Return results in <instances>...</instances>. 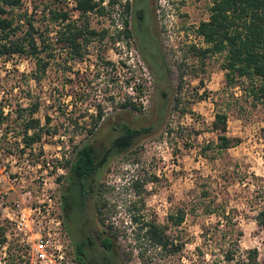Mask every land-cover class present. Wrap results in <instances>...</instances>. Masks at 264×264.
Instances as JSON below:
<instances>
[{"label":"rangeland","instance_id":"1","mask_svg":"<svg viewBox=\"0 0 264 264\" xmlns=\"http://www.w3.org/2000/svg\"><path fill=\"white\" fill-rule=\"evenodd\" d=\"M213 1L147 0L152 29L132 39L129 46L124 40L113 38L126 17L132 20L131 28L134 27L135 9L132 17L121 5L106 6L104 15L93 11L86 19L98 31L104 29L105 37L94 39L82 60L74 59L54 44L53 56L39 80L32 76L36 69L33 58L0 56V102L13 110L10 119L15 118L16 108L28 107L37 101L39 108L33 116L43 124L48 116V126L59 129L54 137L43 138L42 156L37 153L38 146L32 153L27 150L19 156L21 147H16L18 139L13 137L20 130L18 124L6 135L4 141L11 144L12 154L6 149L3 153L0 150V216L3 219L13 217L17 205L27 206L36 200L43 177L55 198H60L65 180L62 164L71 154L70 140L83 137L85 129L81 127H90L99 109L103 113V125L95 136L96 148L108 144L114 137L113 124L142 127L153 122L154 113H147L152 112L154 78L137 49L142 46L147 49L150 38L159 47V62L170 86L169 114L161 129L112 157L101 174L99 180L105 185L102 198L107 208L115 209L110 213V221L119 224L128 220L129 201H136L148 218L160 223L166 222L170 211L183 206L186 210L183 223L168 231L174 238L183 239L185 246L179 254L165 257L160 264H238L239 256L254 247L259 251V264H264V228L254 219L258 209L264 206V101L252 93L258 80L242 77L236 85L228 87L221 69V54L211 55L201 64L190 50L192 46H205L197 27L209 18ZM46 3L68 10L73 19L78 17L75 0H24L13 11L21 15L18 17L21 27L13 37L23 36L28 27L26 18H32L34 26L44 33L49 31L45 33L46 38L54 41L58 24L43 14ZM138 84L144 85L145 90L136 98L132 89ZM128 96L142 103V112L120 107ZM217 110L227 114V135L239 139L237 145L220 152L214 144L209 146L216 140L210 126ZM21 114L28 115L26 111ZM213 199L224 203L227 211L237 210L235 220L242 235L239 254L231 261L223 256L224 243L204 244L203 228L212 227L217 217L205 213L202 202L207 204ZM85 213L90 221L89 230L102 228L95 217L93 200L87 201ZM8 224L11 232L12 225ZM129 238L122 239V249L134 246ZM15 243L9 235L0 248V264L12 260L10 252L15 251L16 256ZM72 247L69 239L66 260L77 264ZM94 252L99 256V247L95 246ZM11 264L34 263L26 252H18L15 263ZM124 264L143 263L134 250Z\"/></svg>","mask_w":264,"mask_h":264},{"label":"trees","instance_id":"2","mask_svg":"<svg viewBox=\"0 0 264 264\" xmlns=\"http://www.w3.org/2000/svg\"><path fill=\"white\" fill-rule=\"evenodd\" d=\"M75 0L74 9L78 17L73 19L68 10L62 7L56 8L51 4H45L44 15L50 22L58 24L55 30L54 41L46 38L49 31L42 32L35 27L32 18H26L28 27L24 35L15 38L16 32L20 29L21 15L13 11L23 5L24 0H0V56L10 58L13 55H25L35 60L36 69L32 76L39 80L46 72L50 58L53 56L51 50L54 44L69 53L71 57L82 60L88 45L94 40L102 39L106 35L104 29L97 30L90 26L86 17L89 13L97 11L99 14H106V6L115 7L121 5L123 11L132 17V10L135 9V18L144 19L145 9L148 7L147 0ZM17 17V18H16ZM132 21V20H131ZM131 21L127 17L123 25L116 30L115 41L124 40L129 46L131 40L142 36L141 31L136 27L131 28ZM48 30V28H46ZM197 33L203 38L205 46L191 47L192 54L204 64V60L214 54L223 56L221 69L224 71L226 86L236 85L238 78L257 79L258 84L252 90L254 97L264 101V0H214L210 7V14L207 20H203L197 27ZM149 37V36H148ZM53 40V39H52ZM147 49L138 47L143 60L147 63L154 78V94L152 101L153 122L147 126L131 127L126 124L112 125L115 131L114 137L103 144L101 148L95 146V136L98 128L103 125V113L99 109L91 126L85 129V134L80 140H70L72 146L71 154L63 160L65 174L63 176L64 189L61 191L62 217L65 230L70 242H72L73 258L77 264H124L130 259L134 250L137 257L143 264H160L165 257L179 254L185 246L181 238H174L169 233V228L180 226L186 215L183 206L176 207L167 214L166 222L160 223L156 219L148 218L141 210L136 201H129L126 206L128 220H122L119 224L110 221V213L114 207L107 208L102 192L105 185L99 178L104 172L109 160L117 154L127 151L142 137L152 135L161 129L166 117L169 114V102L171 101L170 86L164 67L159 62V47L149 38ZM149 49V50H148ZM150 52L148 55L147 52ZM45 52V55L42 53ZM147 54V55H146ZM155 61H154V60ZM154 61V62H153ZM109 63V62H106ZM183 72L181 73V77ZM144 85L138 84L133 87L135 97L143 93ZM128 96L120 103L123 109L130 108L133 112H142V103L133 100ZM39 102H31L28 107L16 108L17 114L10 119L13 112L0 102V150L6 149L12 154L8 141H4L9 131L17 125L20 127L18 133L13 136L18 139L16 147L19 148V156L29 150L32 153L39 147L38 155H43V138L54 137L59 133L58 127L50 128L48 116L46 122L41 123L40 118L34 117L38 111ZM26 111L27 116L21 114ZM20 122V123H19ZM76 122V121H75ZM78 123V122H76ZM216 134L214 144L217 151L227 150L237 145L239 139L227 135V114L217 110L210 126ZM167 131V130H166ZM168 131L170 129L168 128ZM62 141V140H60ZM7 144V145H6ZM64 157V156H63ZM37 163V160L33 162ZM43 164L46 162L43 160ZM54 165V164H53ZM56 165H54L55 167ZM58 179H61L58 177ZM207 192L204 191L205 195ZM93 200L95 217L97 223L102 227L93 231L88 229L89 219L85 209L87 201ZM203 211L208 215L214 214L217 221L213 226H205L203 229L204 244L210 241L224 243L222 250L225 260H234L239 254V239L242 230L237 228L235 208L226 210V205L216 199L203 202ZM111 211V212H110ZM257 224L264 228V206L260 207L255 215ZM9 221L0 216V248L8 240ZM209 235V236H208ZM133 242V247L122 249V239ZM218 236V238L213 239ZM16 240V239H15ZM15 251L10 252L12 260L4 264L15 263L17 253L22 254L23 247L16 241ZM95 246L99 247V256L94 252ZM122 249V250H121ZM203 254L200 247L196 248ZM259 251L257 248H250L244 251L237 259L238 264H259ZM125 257V258H124ZM213 264V263H212Z\"/></svg>","mask_w":264,"mask_h":264},{"label":"built area","instance_id":"3","mask_svg":"<svg viewBox=\"0 0 264 264\" xmlns=\"http://www.w3.org/2000/svg\"><path fill=\"white\" fill-rule=\"evenodd\" d=\"M46 185V178H41L36 200L27 206L17 205L13 217L8 216L12 225L8 237L18 241L34 264H72L66 260L69 237L63 223L62 202Z\"/></svg>","mask_w":264,"mask_h":264},{"label":"flooded vegetation","instance_id":"4","mask_svg":"<svg viewBox=\"0 0 264 264\" xmlns=\"http://www.w3.org/2000/svg\"><path fill=\"white\" fill-rule=\"evenodd\" d=\"M145 10L146 11H145V18L144 19H139V18L137 19L136 18V27L141 31V33L143 35L146 34V33L144 34V32L146 30L150 31V28H151V25H152V16H151V12H150L151 10L149 9V6Z\"/></svg>","mask_w":264,"mask_h":264}]
</instances>
